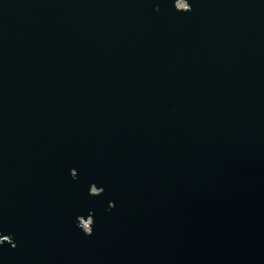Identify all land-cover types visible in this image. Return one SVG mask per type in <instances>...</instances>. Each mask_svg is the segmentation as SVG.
I'll return each mask as SVG.
<instances>
[{
  "label": "water",
  "instance_id": "95a60500",
  "mask_svg": "<svg viewBox=\"0 0 264 264\" xmlns=\"http://www.w3.org/2000/svg\"><path fill=\"white\" fill-rule=\"evenodd\" d=\"M0 264H264V0H0Z\"/></svg>",
  "mask_w": 264,
  "mask_h": 264
},
{
  "label": "rangeland",
  "instance_id": "374dc122",
  "mask_svg": "<svg viewBox=\"0 0 264 264\" xmlns=\"http://www.w3.org/2000/svg\"><path fill=\"white\" fill-rule=\"evenodd\" d=\"M181 6H182L181 4L178 5V7H181Z\"/></svg>",
  "mask_w": 264,
  "mask_h": 264
}]
</instances>
